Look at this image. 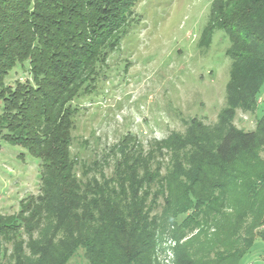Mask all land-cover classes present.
Returning <instances> with one entry per match:
<instances>
[{"label":"trees","instance_id":"trees-1","mask_svg":"<svg viewBox=\"0 0 264 264\" xmlns=\"http://www.w3.org/2000/svg\"><path fill=\"white\" fill-rule=\"evenodd\" d=\"M139 0H0V138L40 161V188L0 210V264H243L264 240V113L255 129L196 118L148 148L124 142L107 172L71 157V100L104 67ZM212 29L231 41L227 107L254 108L264 84V0H219ZM28 75L14 84L13 70ZM166 149V153L163 150ZM168 155V157H166Z\"/></svg>","mask_w":264,"mask_h":264},{"label":"rangeland","instance_id":"rangeland-1","mask_svg":"<svg viewBox=\"0 0 264 264\" xmlns=\"http://www.w3.org/2000/svg\"><path fill=\"white\" fill-rule=\"evenodd\" d=\"M217 1H138L133 22L98 76L69 104L70 154L78 176L85 161L99 162L110 172L124 142L146 148L154 141L166 143L185 134L194 118L205 125L222 118L239 129H255L264 113V84L254 108L227 107L231 41L223 29L210 26ZM12 75L14 84L28 73L19 66ZM39 188V159L24 146L0 138V210L17 213L21 201ZM172 229L160 236L159 258L165 264L175 260ZM68 264H86L82 250ZM243 264H264L263 239H257Z\"/></svg>","mask_w":264,"mask_h":264}]
</instances>
